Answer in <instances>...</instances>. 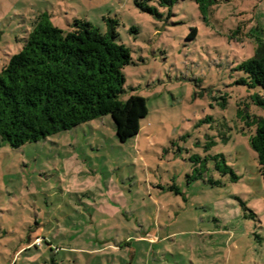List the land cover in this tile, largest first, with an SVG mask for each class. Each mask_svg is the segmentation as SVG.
<instances>
[{
	"label": "rangeland",
	"instance_id": "374dc122",
	"mask_svg": "<svg viewBox=\"0 0 264 264\" xmlns=\"http://www.w3.org/2000/svg\"><path fill=\"white\" fill-rule=\"evenodd\" d=\"M42 14L64 32L117 20L133 61L119 100L148 114L125 143L110 116L17 149L0 138V264H264V184L237 114L264 116L237 69L264 42V0H0V70Z\"/></svg>",
	"mask_w": 264,
	"mask_h": 264
},
{
	"label": "trees",
	"instance_id": "16d2710c",
	"mask_svg": "<svg viewBox=\"0 0 264 264\" xmlns=\"http://www.w3.org/2000/svg\"><path fill=\"white\" fill-rule=\"evenodd\" d=\"M135 5L155 14L145 3ZM105 21V33L78 19L64 32L51 25L47 14L34 22L21 50L0 70V138L11 148L104 116L111 117L120 143L137 136L140 122L148 114L146 101L137 95L119 100L124 93L123 69L133 61L130 49L116 42L117 20ZM195 35L196 30H192L190 36ZM237 69L246 76L240 84L260 89L248 97L250 104L264 110L263 41H258L253 57ZM237 114L253 130L248 143L256 154L264 184V116L251 115L246 109H238ZM212 159L216 170L224 174L230 171L236 180L222 155Z\"/></svg>",
	"mask_w": 264,
	"mask_h": 264
},
{
	"label": "built area",
	"instance_id": "2783aa9c",
	"mask_svg": "<svg viewBox=\"0 0 264 264\" xmlns=\"http://www.w3.org/2000/svg\"><path fill=\"white\" fill-rule=\"evenodd\" d=\"M36 243H37V244H39V242H38V241H37Z\"/></svg>",
	"mask_w": 264,
	"mask_h": 264
}]
</instances>
